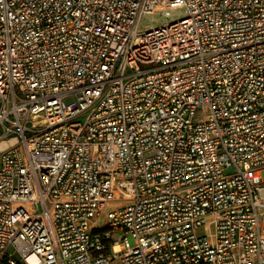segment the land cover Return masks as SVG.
<instances>
[{
  "label": "built area",
  "instance_id": "built-area-1",
  "mask_svg": "<svg viewBox=\"0 0 264 264\" xmlns=\"http://www.w3.org/2000/svg\"><path fill=\"white\" fill-rule=\"evenodd\" d=\"M263 172L264 0H0V264H264Z\"/></svg>",
  "mask_w": 264,
  "mask_h": 264
},
{
  "label": "rangeland",
  "instance_id": "rangeland-1",
  "mask_svg": "<svg viewBox=\"0 0 264 264\" xmlns=\"http://www.w3.org/2000/svg\"><path fill=\"white\" fill-rule=\"evenodd\" d=\"M182 14H183L182 10H178V11L175 12V15H182ZM163 23L164 22H162L161 17L158 16V15L148 16V17L144 18L142 27L143 28H145L146 26L158 27V26L162 25ZM262 177L264 179V172L262 173ZM129 242H130L131 245H134V240L131 237H129Z\"/></svg>",
  "mask_w": 264,
  "mask_h": 264
},
{
  "label": "bare ground",
  "instance_id": "bare-ground-1",
  "mask_svg": "<svg viewBox=\"0 0 264 264\" xmlns=\"http://www.w3.org/2000/svg\"><path fill=\"white\" fill-rule=\"evenodd\" d=\"M6 144L4 143L2 146H5Z\"/></svg>",
  "mask_w": 264,
  "mask_h": 264
}]
</instances>
